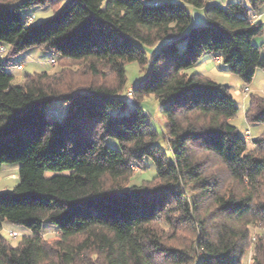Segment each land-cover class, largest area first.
<instances>
[{"label": "trees", "instance_id": "16d2710c", "mask_svg": "<svg viewBox=\"0 0 264 264\" xmlns=\"http://www.w3.org/2000/svg\"><path fill=\"white\" fill-rule=\"evenodd\" d=\"M47 5L57 10L40 23L21 16ZM61 5L0 0L8 57L37 47L82 66L15 83L0 58V169L20 163L15 189L0 193V232L5 220L32 231L18 246L0 233V264H244L250 252L251 264H264V130L249 147L231 123V87L186 71L210 54L251 83L264 70L253 42L264 0ZM189 7L204 9L203 25L192 26ZM158 43L148 57L144 46ZM132 61L149 65L132 87L135 108L124 94ZM150 95L166 120L162 133L140 102ZM54 101L67 107L60 120L47 112ZM246 118L264 125V96L251 94ZM145 159L156 175L134 184ZM45 223L59 231L53 243L41 234Z\"/></svg>", "mask_w": 264, "mask_h": 264}, {"label": "rangeland", "instance_id": "374dc122", "mask_svg": "<svg viewBox=\"0 0 264 264\" xmlns=\"http://www.w3.org/2000/svg\"><path fill=\"white\" fill-rule=\"evenodd\" d=\"M68 0H62V5ZM160 2H181L183 0H159ZM239 0H207L209 4H218L220 6H226L229 2H238ZM56 7L54 6H36L30 9L22 10L21 16L23 19L32 17L34 23H40L43 20L51 18L56 12ZM192 26H201L205 23V11L202 8L189 7ZM255 44L261 45L263 42V35L255 36L253 38ZM161 44H156L153 46H144L146 49L148 57H150ZM184 43L180 42L179 47L183 48ZM0 58L7 63V71L14 76V82L20 83L24 78L34 72L48 71L50 73H55L61 70L62 65L70 67L73 71L81 70L78 64L71 62H57V57L55 53L51 50L41 49V48H31L16 56L7 55V48L4 47L0 50ZM214 59V57H212ZM52 60H56L52 62ZM218 68L217 72H211L201 65V62L196 66L189 68L188 74L195 72L203 73L210 77L212 80L227 84L231 87V92L235 101L238 111L236 115L231 119V123L235 125L242 135H246L249 141V147H252V139L258 137L264 130V125L261 123H249L246 118V111L249 104V99L251 94H258L264 96V71L258 69L254 75L251 83L245 84L241 78L230 71L228 66L221 62L216 64ZM19 65H23V69H19ZM223 68V69H222ZM149 69V65L142 67L137 61L127 62L125 65L126 70V86L124 89V94L128 96L129 90H132L136 84L145 76ZM84 80H92L91 77H84ZM248 88L249 92H245L244 89ZM131 108H135L137 103L133 100L131 96L127 97ZM141 105L144 110L150 114L152 124L154 127L162 133L165 129L166 120L161 112V106L159 101L154 95L143 97L141 100ZM47 112L55 119H62L66 112L67 107L63 101H54L48 108ZM248 132V134H246ZM107 143L113 147L118 146L116 139L110 138ZM164 148H167V142H162ZM20 163H4L0 169V193L12 192L20 181L19 176ZM68 172V171H66ZM54 172L48 171L47 176L53 175ZM133 178L132 183L138 184L142 180L151 179L156 175V168L150 159H145L143 166L136 165L133 168ZM261 231V229L253 228V234ZM1 235L12 245L18 246L24 236L32 235V231L24 226L11 223L7 220L3 222V227L1 230ZM43 238L48 243H53L59 238V231L57 228L50 224L45 223L42 227L41 232ZM252 241H255L254 238ZM252 252L248 254L244 259V264H251L250 257Z\"/></svg>", "mask_w": 264, "mask_h": 264}, {"label": "crops", "instance_id": "0c3cea01", "mask_svg": "<svg viewBox=\"0 0 264 264\" xmlns=\"http://www.w3.org/2000/svg\"><path fill=\"white\" fill-rule=\"evenodd\" d=\"M256 21L261 22L263 24V33L261 34V35H263V42H262L261 46H262V50L264 51V11L260 15L256 16ZM212 57H214V59H212ZM214 60H215L216 64L223 62L222 58L220 56H213L210 54H205L202 57L200 62H201V65L203 67H205L206 69H208L209 71L217 72L218 68L216 67V65L214 63Z\"/></svg>", "mask_w": 264, "mask_h": 264}, {"label": "built area", "instance_id": "2783aa9c", "mask_svg": "<svg viewBox=\"0 0 264 264\" xmlns=\"http://www.w3.org/2000/svg\"><path fill=\"white\" fill-rule=\"evenodd\" d=\"M32 19H33V18L30 17V18H29V21L31 22ZM0 50H3V48L0 47ZM52 62H54V61L52 60ZM18 68H19V69H23V65H19ZM244 91H245V92H249V89H248V88H245ZM131 94H132V90H129L128 96H131ZM246 134H248V132H246Z\"/></svg>", "mask_w": 264, "mask_h": 264}]
</instances>
